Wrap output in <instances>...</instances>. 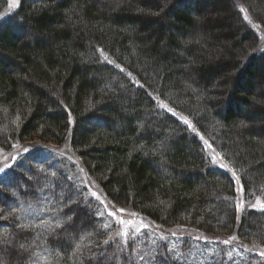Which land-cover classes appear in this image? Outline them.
Instances as JSON below:
<instances>
[{
    "label": "trees",
    "instance_id": "1",
    "mask_svg": "<svg viewBox=\"0 0 264 264\" xmlns=\"http://www.w3.org/2000/svg\"><path fill=\"white\" fill-rule=\"evenodd\" d=\"M18 3L0 19V149L67 143L112 205L264 250V211L236 201L239 189L264 202V0ZM53 157L21 152L0 175V264H184L183 238L105 244L114 218ZM27 207L41 217L26 221ZM218 245L196 244V260L233 264ZM258 258L242 250L237 264Z\"/></svg>",
    "mask_w": 264,
    "mask_h": 264
},
{
    "label": "rangeland",
    "instance_id": "2",
    "mask_svg": "<svg viewBox=\"0 0 264 264\" xmlns=\"http://www.w3.org/2000/svg\"><path fill=\"white\" fill-rule=\"evenodd\" d=\"M18 2L19 0H12L11 4H14L15 6L14 7L9 6L4 16L10 15L15 10L17 5L19 4ZM4 16H0V19L3 18ZM148 121H150L149 118H148ZM39 148L46 149L48 152H50L54 156L53 158H56L57 160H59L60 158H65L71 162L69 165H76L79 171V174L83 178V182L85 186L89 190L90 195L92 191H95L97 195L100 197V199L98 200L96 197L92 195L91 197L98 200L99 202L100 200H104L105 203H103V205L105 206V208L107 207L108 210L114 211L117 217H120L127 222H131L130 224L121 225L118 220L114 219V230H113V233L110 235L113 237V239L110 240L108 244L115 243L116 245L118 243H121V244L125 243L126 238L121 233H123L126 230L130 232V235L127 238V240L129 239L134 240L137 238V235H138V234H134V230L136 228H140L141 229L140 233L144 231L152 232L158 236V239L161 237H164V240L166 238H175L177 240L185 239V240H189L190 242H192L193 244L192 248H188L181 254L176 255V258L181 263H184V264H194L195 262H197V264H201L200 261L202 260L200 261L196 260V256L201 252L199 249H197L196 244H199V243L213 244V242L219 244L217 248H219V252L221 253L220 258H221V261L223 262L226 261V263H229L230 260H233V264H237V261L239 262L240 256L242 255V250L248 253H251L255 256L259 255L258 259L264 260V256H261L259 254L260 251H262L263 249L255 245H244L240 243L239 240L237 239L231 240V238L234 236H208L198 231H194V230L187 229L184 227H162L140 216L139 214L132 212L129 209L120 208L119 206H116V205H114V208H113V205L109 203L103 197L101 190L99 189L98 185L93 181V179L88 174H86V172H83V170H81L79 166V163H80L79 159L71 151L67 143L56 145L52 143L42 142L39 140H32V141H28L22 144H18L14 146L11 150L0 149V166H2L5 162L12 164L13 160H11L10 158L13 156L17 157L21 152L25 153L28 150H34V149H39ZM209 152H210V156H214L216 154L213 150ZM213 162H214V159H213ZM218 162L221 164L219 159L218 161H216L215 159L214 163L217 164ZM236 201H237V205L240 208L239 209L240 211H243L244 209H260L259 206L257 205V201H253L252 203L245 202L243 195L239 189L237 190V193H236ZM119 209H123L124 211L123 212L118 211ZM23 213H24V217L26 221L27 220L33 221L41 217V212L33 211L29 207L25 208L22 214ZM146 238H147V235H146ZM180 238H183V239H180ZM224 241H230V243H224ZM204 249L206 248L203 247V250ZM188 251L194 252L196 255L188 257L187 262H185L184 258ZM206 253H207V258H209V256L212 255L211 251L209 250H207ZM216 257H217V254H215L214 258L216 259ZM211 261L213 260L210 259L208 261L209 264H211ZM145 264H149L148 261H146Z\"/></svg>",
    "mask_w": 264,
    "mask_h": 264
},
{
    "label": "snow or ice",
    "instance_id": "3",
    "mask_svg": "<svg viewBox=\"0 0 264 264\" xmlns=\"http://www.w3.org/2000/svg\"><path fill=\"white\" fill-rule=\"evenodd\" d=\"M9 6H10V7H14L15 5L10 3ZM240 10H241V12H244V11H245L243 8H241ZM245 20H248V16H247V15H245ZM249 22L251 23V21H249ZM253 27H254V28H259L260 26L257 25V24H254ZM101 51H102V50H101ZM116 67L119 68L120 71H124V69H123V68H120L119 65H116ZM160 106H161L162 108H165L168 112H171L172 115H176L175 111H173L171 108H168L167 105L161 103ZM17 119H19V117H17ZM180 119L183 121L184 124L188 125V127H189L190 129H192V131H194V132L196 131V129L192 126V124H191L186 118H184V117H180ZM71 122H72V121L69 120V123H71ZM197 135H199V133H197ZM201 139H204V138L201 136ZM204 142H205V144H208V142H207L206 140H205ZM208 147L211 148L212 146L209 144ZM10 159L13 160V161H15V160H16V157L13 156V157H11ZM213 159H214V162H215V158H213ZM221 166H222V167H227V165H224V164H221ZM11 167H12L11 164L5 162L2 166H0V175H6V174H7V171H6V170L9 169V168H11ZM233 176H235V172H233ZM76 194L79 195V191H77ZM91 195L94 196V197H96L98 200L100 199V197L97 195V193H96L95 191H92V192H91ZM69 200H71V197H69ZM72 202H75V201H72ZM100 202H101L102 204L105 203L104 200H100ZM257 205L259 206V208H260L261 211H264V202H261L260 200H257ZM113 208H114V205H113ZM238 210H239V206H238ZM13 211H14V210H13ZM106 211H107V215H108V216L113 217L114 219L118 220L119 223H120L121 225H125V224H130V223H131V222H127V221H125L124 219H122V218H120V217H117V216L115 215V212L112 211V210H108L107 207H106ZM118 211L123 212L124 210H123V209H119ZM101 215H103V213H101ZM133 215H135V214H133ZM60 226H61L60 222H57V223H56V227H60ZM104 227H105V228H108V227H110V225H108L107 223H105ZM140 232H141V229H140V228H136V229L134 230V234H139ZM121 234L126 238V239H125V243H127V238L129 237L130 232L126 230V231H124V232L121 233ZM112 239H113V237H112V236H109V238L106 239V240L104 241V243H105V244H108L109 241L112 240ZM161 239H164V237H161ZM197 239H198V237H197ZM235 239H236L235 237H232V238H231V240H235ZM224 243H230V241H224ZM259 254H260L261 256H264V250L260 251ZM140 259L143 260L144 257L141 256Z\"/></svg>",
    "mask_w": 264,
    "mask_h": 264
}]
</instances>
